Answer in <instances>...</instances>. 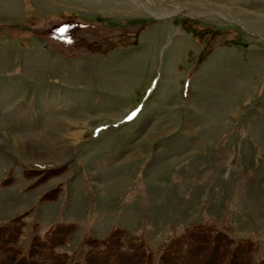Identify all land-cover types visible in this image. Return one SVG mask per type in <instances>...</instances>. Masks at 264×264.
Segmentation results:
<instances>
[{"label":"rangeland","instance_id":"rangeland-1","mask_svg":"<svg viewBox=\"0 0 264 264\" xmlns=\"http://www.w3.org/2000/svg\"><path fill=\"white\" fill-rule=\"evenodd\" d=\"M17 215L23 250L72 223L64 264L196 222L264 256V0H0V224Z\"/></svg>","mask_w":264,"mask_h":264},{"label":"trees","instance_id":"trees-1","mask_svg":"<svg viewBox=\"0 0 264 264\" xmlns=\"http://www.w3.org/2000/svg\"><path fill=\"white\" fill-rule=\"evenodd\" d=\"M51 169L45 170L41 177H48L50 173L46 171ZM23 223L22 215H17L0 224V264H64V257L56 249L63 245L62 237L73 230L72 223L50 227L37 239L33 238L26 251L18 244ZM121 236L124 233L114 228L102 239L84 242L88 251L81 262L74 264L97 261L109 264L105 260L111 258L128 260L120 264H208L204 260L212 256L215 262L211 264H264L261 239L257 235L235 236L228 228L218 229L212 222L191 223L155 251L141 242L124 243ZM125 239L131 240L130 237ZM206 250L208 252L204 255ZM198 256L203 261L197 259Z\"/></svg>","mask_w":264,"mask_h":264}]
</instances>
